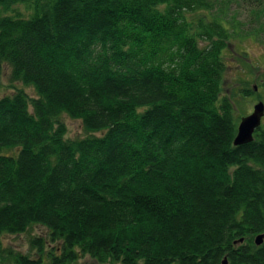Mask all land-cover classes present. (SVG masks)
<instances>
[{
    "label": "trees",
    "instance_id": "obj_1",
    "mask_svg": "<svg viewBox=\"0 0 264 264\" xmlns=\"http://www.w3.org/2000/svg\"><path fill=\"white\" fill-rule=\"evenodd\" d=\"M244 33L264 0H0V74L35 91L0 95V264H264V124L235 146L223 96ZM34 227L38 256L6 245Z\"/></svg>",
    "mask_w": 264,
    "mask_h": 264
},
{
    "label": "rangeland",
    "instance_id": "obj_2",
    "mask_svg": "<svg viewBox=\"0 0 264 264\" xmlns=\"http://www.w3.org/2000/svg\"><path fill=\"white\" fill-rule=\"evenodd\" d=\"M240 21L244 19L245 12H236ZM242 19V20H241ZM227 64V71L223 81V96H226L235 105L236 119H240L250 115L253 107L258 102L264 103V86L262 77L264 75V46L259 39L251 36L240 34L230 39L224 54ZM10 68L3 66L0 74V95L11 94L14 87L23 88L30 97H35V91L30 87H23L19 84L12 86L9 81ZM248 91H254V94L245 96ZM61 121L66 125L67 138L76 139L86 136L81 121L71 119L68 116H61ZM264 124V117L262 119ZM44 236L49 239L46 230L43 227H34L29 233L6 236L5 243L15 250L32 256H38L32 251L30 241L36 236ZM78 264H96L89 257L81 260Z\"/></svg>",
    "mask_w": 264,
    "mask_h": 264
},
{
    "label": "water",
    "instance_id": "obj_3",
    "mask_svg": "<svg viewBox=\"0 0 264 264\" xmlns=\"http://www.w3.org/2000/svg\"><path fill=\"white\" fill-rule=\"evenodd\" d=\"M264 117V103L258 102L253 107V112L242 118L238 125L237 136L234 140L235 146H241L253 141V134L262 125V119ZM264 235H260L256 238L257 245L262 244Z\"/></svg>",
    "mask_w": 264,
    "mask_h": 264
},
{
    "label": "bare ground",
    "instance_id": "obj_4",
    "mask_svg": "<svg viewBox=\"0 0 264 264\" xmlns=\"http://www.w3.org/2000/svg\"><path fill=\"white\" fill-rule=\"evenodd\" d=\"M260 235H264V234H260ZM260 235H258V236H260ZM258 236H257V237H258ZM256 244H257V243H256ZM224 264H227V262L225 261Z\"/></svg>",
    "mask_w": 264,
    "mask_h": 264
}]
</instances>
